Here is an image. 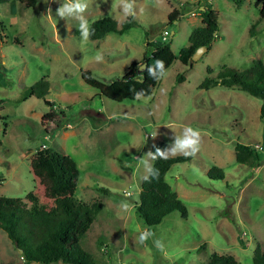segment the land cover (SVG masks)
I'll list each match as a JSON object with an SVG mask.
<instances>
[{
    "label": "rangeland",
    "instance_id": "obj_1",
    "mask_svg": "<svg viewBox=\"0 0 264 264\" xmlns=\"http://www.w3.org/2000/svg\"><path fill=\"white\" fill-rule=\"evenodd\" d=\"M254 1L136 0L133 25L88 41L82 40L78 21L56 15L63 0H38L25 8L16 0L0 2V200L20 207H49L58 195L100 201V210L79 239L97 264H199L211 252L251 264L255 244L264 249V155L258 166L239 163L234 144H250L262 154L261 101L235 87L199 83L204 77L213 79L223 66L242 69L254 58L264 60V17L259 18L260 2ZM204 2L215 10L218 36L191 65L174 58L150 94L115 101L81 78V69L104 82L119 77L154 42L168 43L177 54L190 29L200 23L196 4ZM117 3L92 0L85 14L88 22L100 16L121 21ZM172 8L180 14L168 21ZM97 54L103 55L102 62L96 61ZM42 76L51 104L29 95L30 85ZM186 126L200 131V151L172 163L164 175L186 215L172 210L146 225L134 210L147 174L142 161L153 142L164 140L169 146ZM48 149L64 154L73 174L57 191L48 183ZM212 165L221 168L222 178L207 175ZM125 202L127 211L121 208ZM144 230L154 236L141 244ZM157 240L163 250L156 247ZM21 260L0 229V263Z\"/></svg>",
    "mask_w": 264,
    "mask_h": 264
},
{
    "label": "trees",
    "instance_id": "obj_2",
    "mask_svg": "<svg viewBox=\"0 0 264 264\" xmlns=\"http://www.w3.org/2000/svg\"><path fill=\"white\" fill-rule=\"evenodd\" d=\"M6 0H0L4 2ZM25 7H33L38 0H16ZM260 2L259 18L264 17V0H255L257 5ZM199 5V6H198ZM200 5L202 6L200 8ZM200 23L193 26L187 36V43L178 49L174 54L166 42H154L150 49L143 51L139 60H131L126 70L108 82L101 81L91 75L89 69H81V78L90 86L97 90L99 95L121 101L123 99H133L135 93L142 91L143 95L151 93L158 80L152 79L147 71V66L155 64L157 59L163 60L165 68L174 58H178L183 64H188V59L193 50L204 45L209 49L212 41L216 37L217 18L215 10L210 3L196 4ZM180 14V11L172 8L166 14L167 20L171 21ZM94 29V35L90 38H101L107 32L121 33L134 24L131 17L117 21L109 16H100L90 23ZM254 25V24H253ZM252 24L250 27H254ZM251 28V29H252ZM4 25L0 21V33L3 32ZM249 33L252 34V30ZM150 41H146L148 44ZM144 62V67L137 71V66ZM191 65V64H189ZM207 71L210 68L206 66ZM214 83L229 87H235L260 98L258 109L259 117L264 119V60L260 58L252 59L251 65L238 69L232 66L220 68L213 79L204 77L199 83V87H206ZM48 93V81L45 77L35 80L29 87V95L45 99ZM0 102L2 100L0 99ZM168 144L164 140L153 142L149 151L155 152L156 148H165ZM256 150V147L236 142L234 144L235 160L239 163L258 166L260 156L264 155ZM189 156L176 155L168 159L157 158L151 160L150 166L158 170V175L146 180L141 179L137 192V200L134 205L135 212L142 222L152 225L168 212L177 210L181 216L186 215V208L176 191L165 179V172L168 167L175 162L187 160ZM47 159L51 164L52 175L48 178L50 190L57 191L67 186L72 180V172L65 166L66 156L54 149L47 150ZM206 173L213 178H222L223 171L217 166H210ZM2 178H0V181ZM7 200H0V229L13 243L22 260L18 264H30L31 262L61 261L65 264H97L85 249L79 244V239L83 234L88 222L95 218L101 208L100 201L81 202L67 195H58L53 198L52 205L47 207L44 204L32 205L30 207H20L7 203ZM0 264H12L6 261ZM199 264H240L231 254L211 252L205 262ZM251 264H264V249L258 243L255 244Z\"/></svg>",
    "mask_w": 264,
    "mask_h": 264
},
{
    "label": "clouds",
    "instance_id": "obj_3",
    "mask_svg": "<svg viewBox=\"0 0 264 264\" xmlns=\"http://www.w3.org/2000/svg\"><path fill=\"white\" fill-rule=\"evenodd\" d=\"M92 0H63L61 6L57 9L56 15L62 19H74L78 21L80 36L83 41H88L91 36L94 35V29L91 28L86 13L90 9V4ZM117 7L119 8L122 16L127 19L129 17H134L136 15V0H118ZM51 8L48 9V16L52 17ZM70 30V27H69ZM97 62H102L104 57L101 54H97L95 57ZM143 66V65H141ZM146 71L148 75L154 79L158 80L166 75L165 64L163 60L157 59L154 65L147 66ZM143 96V92L139 91L135 93L136 99H140ZM157 134V133H156ZM153 134V137L156 136ZM201 147V133L198 129H194L190 126H186L183 129V133L180 136L174 137V143L161 149L156 148L155 152L149 151L145 156L148 159L142 161L149 175L145 176L148 180L149 176L158 175V170L152 168L149 164L150 160L168 159L176 155L182 154L184 156H195ZM131 193H125L126 196ZM130 205L125 202L121 205L122 210L127 211ZM154 236V233L150 230H144L140 232L139 242L141 244L149 240L150 237ZM156 247L163 250L164 245L162 241H155Z\"/></svg>",
    "mask_w": 264,
    "mask_h": 264
},
{
    "label": "water",
    "instance_id": "obj_4",
    "mask_svg": "<svg viewBox=\"0 0 264 264\" xmlns=\"http://www.w3.org/2000/svg\"><path fill=\"white\" fill-rule=\"evenodd\" d=\"M202 6H200L201 8ZM171 33V32H170ZM206 51V47L204 45H199L197 46L193 52L191 53L189 59H188V64H192V62L196 59H198L204 52ZM143 65V66H141ZM144 67V62H142L141 64H139L137 66V71H140L142 68ZM20 252V250H18Z\"/></svg>",
    "mask_w": 264,
    "mask_h": 264
},
{
    "label": "built area",
    "instance_id": "obj_5",
    "mask_svg": "<svg viewBox=\"0 0 264 264\" xmlns=\"http://www.w3.org/2000/svg\"><path fill=\"white\" fill-rule=\"evenodd\" d=\"M161 34H162V38H165V36L167 34L166 29H163L162 32H161ZM258 148H260V146H258Z\"/></svg>",
    "mask_w": 264,
    "mask_h": 264
},
{
    "label": "crops",
    "instance_id": "obj_6",
    "mask_svg": "<svg viewBox=\"0 0 264 264\" xmlns=\"http://www.w3.org/2000/svg\"><path fill=\"white\" fill-rule=\"evenodd\" d=\"M200 6H201V5H200ZM190 14H191V15H195V12H194V13L191 12ZM198 18H199V20H200V17H199V16H198ZM3 25H4V24H3ZM0 34H1V33H0ZM216 36H218V35H216ZM214 41H215V40H214ZM214 41H213V42H214ZM213 42H212V43H213ZM45 99H48V98H47V94L45 95ZM36 114H37V112L35 113V115H36ZM39 117H41V116H39Z\"/></svg>",
    "mask_w": 264,
    "mask_h": 264
}]
</instances>
